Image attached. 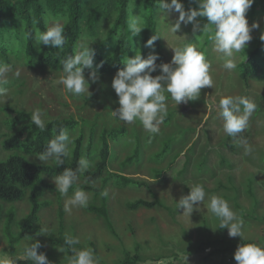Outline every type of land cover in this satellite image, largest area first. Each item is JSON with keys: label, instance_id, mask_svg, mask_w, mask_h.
<instances>
[{"label": "rangeland", "instance_id": "obj_1", "mask_svg": "<svg viewBox=\"0 0 264 264\" xmlns=\"http://www.w3.org/2000/svg\"><path fill=\"white\" fill-rule=\"evenodd\" d=\"M159 15L156 10V30L164 37L158 38L162 57L156 61L157 65L171 61L174 53L169 45L178 47L183 43H191L199 50L197 31L193 34L191 23H181L177 33L171 34L166 25L175 23L179 14L173 11L166 20ZM196 19L201 21L200 17ZM247 21L250 27L253 22H258L260 27L251 31L252 39L244 52L235 54L237 65L253 47L254 40L260 39L261 31H264V15ZM153 51L157 53L155 49L149 48L148 54ZM204 51L210 64L209 74L213 87L202 88L198 99L181 103L177 105V109L170 96L165 93L168 96V114L159 126L160 131L153 134V147L147 149L150 152L158 151L162 142H173V150L165 158L163 166L149 163L143 158L137 168L123 167V159L135 148L134 136L143 142L145 135L149 133L139 121L124 124L111 116V111L119 107L118 97L111 87L113 77L99 75L97 82H90L89 97L87 94L72 96L66 94L63 86L58 83L60 72L40 71L23 64L13 67L14 71H19V76L9 73L8 78L15 79L16 83L8 90L5 103L0 101V108L12 114L21 111L32 114L35 109H40L45 113L44 119L48 121L73 118L85 123L87 132L94 122L126 127L130 142L119 150V160H115L112 168L123 176L143 183L139 187L110 188L107 191L106 208L111 227L102 216L86 207L66 212L64 205L72 195L71 192L68 196H61L59 192L47 194L44 199L49 200L51 206L40 213L39 231L44 227L50 233L60 230L78 238L82 248L94 250L99 264H118L124 252L138 254V264H236V248L227 249L232 243L243 241L245 244L264 247V80L246 83L240 78L237 67L235 70L224 69L220 54L213 50L209 39ZM159 74V68L151 73L152 76ZM224 96H246L257 104L248 127L236 138L224 133L218 109L210 110L208 107L216 105ZM3 117L4 114H0V120ZM10 132L3 124L0 125L2 136H7ZM247 146L253 149L251 155L245 153ZM114 149L116 150L115 147ZM6 154L0 146V157H5ZM173 158L178 159L168 174L174 176L184 167V159L188 158V175L177 180L157 182L154 174L163 171ZM28 159L38 164L51 163L50 160L44 163L33 155ZM200 165H203L201 173L196 169ZM50 182L54 184L53 181ZM198 184L205 189V201L197 206L199 210L194 207L190 216L183 214V207L176 208L177 201L181 196L189 194L190 187ZM85 192L89 195L88 205L101 206L100 196L92 191ZM213 195L225 199L231 210L243 221V239L229 237L227 228H216L220 221L206 209ZM138 199H156L162 206L126 209V203ZM0 206V262L11 264L22 253L25 243L39 240L42 247L38 252H43L52 264H69V256L49 242V235L38 234L16 240L18 222L29 211L26 200L11 204L0 203Z\"/></svg>", "mask_w": 264, "mask_h": 264}, {"label": "trees", "instance_id": "obj_2", "mask_svg": "<svg viewBox=\"0 0 264 264\" xmlns=\"http://www.w3.org/2000/svg\"><path fill=\"white\" fill-rule=\"evenodd\" d=\"M170 1V0H169ZM185 10L197 8L196 0H181ZM130 8L134 15H139L144 28L136 35L131 36L127 28ZM158 10L157 0H0V64L11 65L12 68L23 64L32 69L48 72H62L60 58H66L73 54V48L83 41H94L91 46L95 49L94 67L98 68L100 76L113 77L118 69L124 67L123 61L127 56L131 57L140 51L146 58L149 47H145L150 36L157 32L155 13ZM259 15H264V0H254L246 12V19L255 20ZM45 18H54L64 24L66 37L63 50L52 46L35 44V35L45 29ZM201 25L207 23L206 17H200ZM199 51H204L208 44V33L197 30ZM161 58V42L155 41V48ZM240 78L244 82L264 80V44L261 40H254L253 47L237 65ZM90 69H84V75L88 76ZM16 83L15 79L8 78L5 85L8 90ZM4 114L0 125L3 124L10 132L7 136L0 134V146L7 152L5 157H0V203L11 204L26 200L29 211L18 222V234L16 240L23 237H32L39 234L38 223L43 209L50 207L51 202L44 197L47 194L58 192L55 190L53 177L60 174L65 168L77 169V162L83 156L91 162V167L83 174H79V180L69 192L73 193L77 188L84 191H92L101 197V206L87 205L86 209L102 216L106 224L108 221L106 208L107 196L102 192L110 188H125L140 186L127 176L115 172L112 168L115 160H119V150L130 142L128 129L121 125H100L94 122L86 131V124L73 118L50 120L46 129L41 131L30 121L28 112L9 113L0 108V114ZM60 127L68 130L72 143L68 145L70 155L64 157V164L53 166L50 164H38L30 161V155L38 156L46 150L47 142L58 134ZM142 142L134 136L135 148L126 156L123 167L137 168L145 158L149 163L163 166L165 158L173 150V142L166 140L161 147L153 152L147 149L153 147L154 135L146 134ZM116 148V150L114 149ZM144 148V149H143ZM122 150V149H121ZM178 158H173L166 168L157 172L154 178L157 182L167 179L177 180L189 173L190 160L184 159L183 168L174 176L170 173ZM189 166V167H187ZM201 173L203 165L197 166ZM162 206L158 200L148 201L138 199L125 204L128 210L148 209ZM2 207L0 206V221ZM65 234L62 231L49 234V242L58 248H63L69 257L71 251L64 243ZM243 241L232 243L227 249L237 248ZM82 249L80 244L75 245ZM48 258V257H47ZM138 254L124 252L118 264H138ZM16 264H32L28 260H17Z\"/></svg>", "mask_w": 264, "mask_h": 264}, {"label": "clouds", "instance_id": "obj_3", "mask_svg": "<svg viewBox=\"0 0 264 264\" xmlns=\"http://www.w3.org/2000/svg\"><path fill=\"white\" fill-rule=\"evenodd\" d=\"M198 7L185 10L181 0H157L159 16L166 20L171 12H177L178 18L175 23L166 25L167 31L176 34L181 23L193 25V34L197 30L207 32L208 39L212 42L213 50L220 54L222 67L226 70H235L237 67L235 54L244 52L251 41V31L260 27L258 22H253L251 27L246 19V12L254 0H196ZM134 4V0H132ZM130 8L127 28L131 36L138 35L144 28L141 17L132 12ZM197 17H206L207 23L201 25ZM45 29L35 35V44L52 46L63 50L66 37L64 35V24L54 18H45ZM164 37L160 31L154 32L145 43V47L155 48V41ZM260 40L264 44V31H261ZM94 41H83L73 48V54L66 58H60L59 52L56 58L62 66V72L58 83L63 86L66 94L72 96L91 95L89 91L90 82H97L100 77L98 68L94 67L96 55L91 46ZM173 56L169 63L157 65L159 54L155 51L149 53L145 58L140 51L134 56H127L123 61L124 67L118 69L113 76L111 87L118 97L119 107L111 111V116L124 124H132L139 121L143 129L150 134L160 131V125L168 114L166 101L170 96L171 101L177 109V105L188 103L200 97L201 89L213 87V80L209 74L210 64L203 52L199 51L191 43H183L181 46L173 47ZM90 69L88 78H85L84 69ZM159 68L160 74L152 76L151 73ZM12 73L19 76V71H14L11 65L0 64V101H5L8 89V75ZM168 94V96L165 95ZM210 110H217L219 117L223 120V131L228 137L236 138L248 127L249 119L257 109V104L246 96H224L216 105L208 106ZM45 113L35 109L30 121L41 131L46 129L50 121L44 119ZM72 143L66 128L60 127L58 134L47 142L46 150L37 157L46 163L53 161V166L64 164V157L70 155L68 145ZM245 153L251 155L253 149L245 148ZM91 167V162L81 157L77 162V169L65 168L60 174L53 177L55 190L61 196H68L69 189L79 180V174H83ZM188 195L181 196L177 201L176 208L183 207V214L190 216L199 204L205 201L206 192L202 185L190 187ZM107 191L101 195L107 196ZM89 202V195L82 189L77 188L65 201V211L71 213L73 208H85ZM206 209L220 221L216 228H227L231 238L241 237L243 239V221L231 210L228 202L222 197L213 195L207 203ZM215 228V229H216ZM214 229V230H215ZM39 234H51L47 228L41 227ZM64 243L71 251L69 264H99L94 250L91 248L77 249L78 238L65 234ZM42 247L39 240L23 245L22 253L14 258L16 260H28L32 264H52L43 252H38ZM64 251L63 248L59 249ZM186 258V257H185ZM236 264H264V247L255 244L241 243L234 252ZM7 264V262H0Z\"/></svg>", "mask_w": 264, "mask_h": 264}]
</instances>
